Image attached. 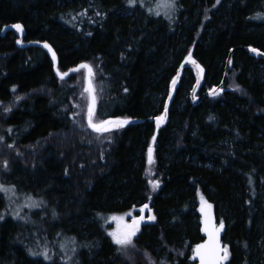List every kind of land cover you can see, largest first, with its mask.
Returning a JSON list of instances; mask_svg holds the SVG:
<instances>
[{"label": "trees", "instance_id": "16d2710c", "mask_svg": "<svg viewBox=\"0 0 264 264\" xmlns=\"http://www.w3.org/2000/svg\"><path fill=\"white\" fill-rule=\"evenodd\" d=\"M145 3L0 0V32L22 24L25 41L52 45L61 71L93 66L97 119H144L94 132L85 69L61 80L43 47L18 45L14 29L0 35V183L13 188L0 192V264H196L201 197L224 222L226 264H264V59L248 51H264V0H176L166 21ZM231 48L233 87L209 97ZM189 52L204 70L203 97L193 103L194 73L183 69L157 127L149 117L163 112ZM28 197L40 206L27 210ZM143 204L155 221L120 250L108 218ZM45 250L51 259L31 254Z\"/></svg>", "mask_w": 264, "mask_h": 264}, {"label": "snow or ice", "instance_id": "6c2138e0", "mask_svg": "<svg viewBox=\"0 0 264 264\" xmlns=\"http://www.w3.org/2000/svg\"><path fill=\"white\" fill-rule=\"evenodd\" d=\"M141 3V6H143V0H127V3L129 6H135L137 3ZM220 0H216V3L219 4ZM158 7H164L167 9L174 10L176 7V0H160V2L157 5ZM149 11L151 12L152 9L149 8ZM156 15H159V12L155 13ZM99 15V13H97ZM171 19V17H169ZM12 27H14L18 32H23V28L20 24H15ZM16 43L21 44L23 43L22 40H17ZM44 47L49 50V52L52 53V60L55 62L56 60V53L52 51V48L49 44L45 43ZM250 51L253 53H256L257 55H261L260 51L256 48H250ZM187 60H190L193 64L196 63L195 60L191 59V52H189V56L186 58ZM232 61L229 60V64H231ZM81 69L87 70V76L86 79V87L84 88V92L88 94V104H87V112H86V118H87V125L89 128H91L96 133H110L114 129H118L122 127L123 125L127 124L129 121L127 119H97L96 118V102L97 97L95 95V88L92 83L94 79V70L93 66L90 64H81L77 68L70 69V71H80ZM202 71V69L200 70ZM57 76L60 77L61 80H63L67 75L68 72H61L59 68L56 69ZM179 78V74L177 77H174L171 81V88L174 90L177 85V80ZM197 83H199V79L197 80ZM13 91H15V87H13ZM127 91V89H125ZM219 91H222L219 90ZM210 93L212 95H217L218 90L217 89H211ZM169 98H171V93H169ZM195 95L193 94V99H195ZM17 100H20L21 97H16ZM5 112L11 111V108L5 107ZM167 112H168V106L167 104L164 105V112L155 117L156 125L159 127L167 118ZM9 132H11V129H8ZM153 141H155V136H153ZM3 140V137H0V141ZM9 147H12V145H8ZM153 147L150 145L147 150V157H148V164L151 166L154 163V156H153ZM3 166L5 169H7L8 162L4 161ZM150 184H152L153 189L157 188L159 186L158 181H149ZM249 183H251V179L249 180ZM13 189L6 188L4 185H0V191L8 192ZM28 199L31 201V203L27 204V207H39L40 204L36 201L32 200L31 197H28ZM201 200L203 201V197H201ZM148 208V205L145 204L141 209L140 212L143 213L145 209ZM212 205L208 204L206 201L203 202V206L201 207L200 211L203 213L204 217V228L203 231L207 233L208 239L201 244H197L193 249V256L192 259H199V264H225L226 261L229 260L230 252L228 245H222L220 241V233L224 229V222L221 220L219 222V225L217 226L214 222L212 213H211ZM15 215L19 217V212H16ZM55 215V213H53ZM130 215V213L128 214ZM20 219H24V217H19ZM4 216L0 215V220H3ZM111 219L117 221V228L110 232L109 235L112 237V241L119 246L120 250H127L128 248H134L135 245L133 243V237L136 236V234L139 232L140 229V223L145 220V217L143 215H140L139 217H134L132 219V222L126 223L124 221V217H116L113 216ZM148 220H155L154 215H150L147 217ZM61 247H64L62 244ZM31 251V250H29ZM75 249H73V252ZM32 255H38L42 254L45 259H51V257L48 254V251L45 250L43 253H36L31 252ZM69 260H71V257H68Z\"/></svg>", "mask_w": 264, "mask_h": 264}, {"label": "water", "instance_id": "95a60500", "mask_svg": "<svg viewBox=\"0 0 264 264\" xmlns=\"http://www.w3.org/2000/svg\"><path fill=\"white\" fill-rule=\"evenodd\" d=\"M15 25V24H14ZM10 26V25H9ZM13 26V25H12ZM12 26H10V28H14V27H12ZM4 30H6V27L4 28ZM23 33L24 32H18L17 31V34H18V37H20L19 38V40H22L23 41ZM45 43H47V44H49L50 45V43L49 42H47V41H35V40H33V41H31L30 42V44H33V45H38V46H41V47H43L44 48V50L49 54V56L52 58V53L51 52H49V50L48 49H46L45 47H44V44ZM51 46V45H50ZM51 48H52V51H54L55 53H56V51L53 49V47L51 46ZM259 50V49H258ZM260 51V53H261V55H257L256 53H253L254 54V56L256 57V58H262V59H264V51H261V50H259ZM232 53L233 52H231L230 53V56L227 58V61H226V72L229 70V67H230V64H229V60H230V57H231V55H232ZM194 60V59H193ZM54 62V61H53ZM57 63H58V56H57V54H56V60H55V62H54V70H55V73H56V69L58 68L57 67ZM90 64L89 62H87V61H83V62H81V63H79L76 67H74V68H77L79 65H81V64ZM91 65V64H90ZM187 67H191L192 68V70H193V73H194V76H195V78H196V83H195V88H194V91L193 92H195L197 89H199V88H201V85H202V83H203V81H204V70H203V68H202V66H201V64L199 63V62H197L196 61V63L195 64H193L190 60H187V59H185L184 60V62H182V64H181V67H180V69L182 70L183 68H187ZM74 68H72V69H74ZM202 69V71H200ZM181 70H179V71H181ZM178 71V74H179V76H180V72ZM73 71H68V75L64 78V79H66L71 73H72ZM177 74V75H178ZM56 76H57V74H56ZM87 76V70L85 69V77ZM59 77V76H58ZM177 77V76H176ZM60 78V77H59ZM199 79V83H197V80ZM92 83H93V81H92ZM225 84V81L224 82H222L221 84H218V85H214L213 87H212V89H217L218 90V93L219 92H221V91H219V90H221L222 88V86ZM93 85H94V83H93ZM86 87V79L84 80V88ZM94 88H95V86H94ZM210 95H212L211 93H209ZM95 95H96V90H95ZM172 95H173V92H171V97H172ZM96 97H97V95H96ZM97 103V102H96ZM86 112H87V109H86ZM115 118H120V119H127L129 122L128 123H130V122H133L132 121V119H130V118H128V117H122V116H111V117H108V118H106V119H115ZM167 120H168V114H167V118H166V120L160 125V126H164L165 124H166V122H167ZM86 122H87V118H86ZM208 204H211L212 205V203L210 202V201H206ZM203 206V203L201 204V206H200V209H201V207ZM200 209H199V214H200V227H201V231H202V233H203V235H204V238H203V240L201 241V242H199L198 244H201V243H204L207 239H208V236H207V233H205L204 231H203V228H204V217H203V213H201V211H200ZM211 213H212V216H213V219H214V222H215V224L218 226L219 225V222H220V219L218 218V214H216V211H215V208H214V206L212 205V209H211ZM224 231H225V226H224V229L221 231V233H220V241H221V244L222 245H224V239H223V236H224ZM197 245V244H196ZM195 245V246H196ZM194 246V247H195ZM196 260V262H197V264H199V259L197 258V259H195Z\"/></svg>", "mask_w": 264, "mask_h": 264}, {"label": "rangeland", "instance_id": "374dc122", "mask_svg": "<svg viewBox=\"0 0 264 264\" xmlns=\"http://www.w3.org/2000/svg\"><path fill=\"white\" fill-rule=\"evenodd\" d=\"M146 3H145V6L147 7V9L148 8H151L152 9V12H159L160 14L159 15H157L158 17L157 18H159V19H161L162 21H166L167 19H165V17L166 18H168L169 19V17H171V19H169V20H173L174 19V11H175V9L174 10H172V9H167V8H164V7H158L157 5H158V3L160 2V0H144ZM189 56V55H188ZM187 56V57H188ZM191 58H193L192 56H191ZM183 75V72H182V74H181V76ZM230 79V75H229V77H228V80ZM179 82V81H178ZM230 85V86H229ZM233 84L232 83H230V80H229V82H228V87L227 88H232L233 86H232ZM211 88V86H205V90L207 91L208 89H210ZM188 94H190V91H189V93ZM198 95H203V94H199V93H196V96H198ZM108 110H111V108L108 106ZM163 112H161V113H159V114H157V115H161ZM1 144V143H0ZM1 149H2V147H0V153H1ZM0 185H4L6 188H9V189H13L11 186H9L8 184H5V183H0ZM14 191H15V188H14ZM0 192H2V191H0ZM8 192H12V190L11 191H8ZM7 192V194H9ZM12 195V194H11ZM11 199H14V198H11V197H9V198H4L3 199V203L4 202H7V203H11ZM205 200H201L200 202H198V204H197V210H198V212H199V208H200V205H201V202H204ZM2 202H1V205L3 204ZM145 204H143V205H139V206H135V207H133L131 210H129V211H127V212H123V213H119V214H113V215H111L108 219L111 221V226H112V231H114L116 228H117V221H115V220H113V219H111V217H113V216H116V217H120V216H123L124 217V221L126 222V223H131L132 222V219L134 218V217H139L140 215H143L144 217H145V220L144 221H142L141 223H140V229H141V227L144 225V224H149V223H153L155 220H148L147 219V217L148 216H150V215H154L155 216V213H154V208L152 207V205L151 204H147L148 205V208L147 209H145L144 211H143V213H141L140 212V209L144 206ZM27 207V206H26ZM3 208V207H2ZM1 207H0V215H3V209H2ZM34 209H36V207H27V210H34ZM196 209H194V211L193 212H196L195 211ZM130 213V215H128ZM199 219H200V215L199 216H197ZM106 219H107V217H106ZM1 221V220H0ZM107 221V220H106ZM109 221V222H110ZM106 223H108V222H106ZM139 229V230H140ZM58 240H56V242H57ZM47 264H54V263H47ZM57 264V263H56Z\"/></svg>", "mask_w": 264, "mask_h": 264}, {"label": "bare ground", "instance_id": "6f19581e", "mask_svg": "<svg viewBox=\"0 0 264 264\" xmlns=\"http://www.w3.org/2000/svg\"><path fill=\"white\" fill-rule=\"evenodd\" d=\"M16 24H20V23H16ZM10 26H12V25H14V24H9ZM9 25H6L5 27H6V30H4V28L2 29V31L0 32V35L1 36H3L5 33H6V31L8 30V29H14V30H16L15 28H10V26ZM21 26H22V28H23V43H21V44H18V45H20V46H28V45H33V44H30V42L31 41H25L24 40V36H25V29H24V27H23V25L22 24H20ZM17 31V30H16ZM19 38L20 37H18V39L17 40H19ZM36 41H38V40H36ZM51 45V44H50ZM52 46V45H51ZM250 48H256V49H259V48H257V47H250ZM250 48L248 49V51H249V53H251L252 55H254L253 53H252V51H250ZM54 49V48H53ZM55 50V49H54ZM260 50V49H259ZM262 51V50H261ZM231 52H233L234 53V48H231L230 49V51H229V53H228V56H227V58L230 56V53ZM233 53H232V55H231V57H230V60L232 61V57H233ZM192 60L194 59V58H191ZM195 61H197L196 59H194ZM226 61H227V59H226ZM184 62V61H183ZM198 62V61H197ZM182 64V63H181ZM53 65H54V62H53ZM77 66V65H76ZM76 66H73L72 68H74V67H76ZM202 66V65H201ZM231 66H232V63L230 64V67H229V70H230V68H231ZM57 67H58V63H57ZM180 67H181V65H180ZM180 67H179V69H178V71L179 70H181L180 69ZM72 68H70V69H72ZM191 68V67H190ZM203 68V67H202ZM225 68H226V65H225ZM70 69H68L67 71H61L60 69V71L61 72H68ZM183 69H185V68H183ZM182 69V70H183ZM192 69V68H191ZM182 70L181 71H179L180 72V76H179V78H178V80H177V83H178V81L180 80V78H181V74H182ZM229 70L226 72V69H225V72H224V75H223V79L221 80V82L220 83H218V84H221L222 82H224L225 81V84L221 87L222 88V91L224 90V89H226V85H227V76H228V72H229ZM55 71V70H54ZM76 72V71H75ZM72 73H74V71L72 72ZM71 73V74H72ZM56 74V73H55ZM70 74V75H71ZM177 74H178V72H177ZM177 74H176V76H177ZM69 75V76H70ZM68 76V77H69ZM175 76V77H176ZM58 77V76H57ZM67 77V78H68ZM59 78V77H58ZM194 78H195V76H194ZM195 83H196V78H195V82H194V84H193V87H192V89H191V91H190V96H191V98H192V100H193V103L194 104H197L201 99H202V97H203V95H198V96H196V93H199L200 92V88L199 89H197L195 92H193L194 91V88H195ZM203 84V83H202ZM217 84V85H218ZM202 86V85H201ZM213 87V86H212ZM212 87L210 88V89H208L207 91H206V95L207 96H209V97H212V96H215V95H210L209 93H210V90L212 89ZM171 92H173V89L171 88V84H170V87H169V92H168V96H167V98H166V102H165V104H167V106H168V108H169V103H170V100H171V98H169V93H171ZM220 93V92H219ZM218 93V94H219ZM193 94L195 95V99H193ZM97 104V103H96ZM163 112H164V110H163ZM167 114H168V112H167ZM156 116H159V115H153V116H151V117H149V119L150 120H154L155 121V117ZM128 118H130V119H132V121L133 122H130V123H142V122H144V119H140V118H131V117H128ZM168 119H169V115H168ZM156 122V121H155ZM167 122H168V120H167ZM166 122V123H167ZM217 214V213H216ZM225 226V225H224ZM225 232V231H224ZM224 245H226L225 244V242H224ZM192 255H193V252H192Z\"/></svg>", "mask_w": 264, "mask_h": 264}]
</instances>
